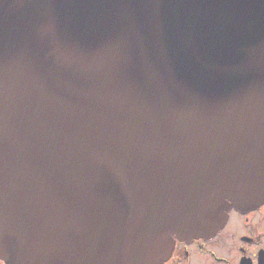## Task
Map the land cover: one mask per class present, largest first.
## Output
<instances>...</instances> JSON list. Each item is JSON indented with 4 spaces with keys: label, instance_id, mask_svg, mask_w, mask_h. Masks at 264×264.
I'll return each instance as SVG.
<instances>
[{
    "label": "water",
    "instance_id": "1",
    "mask_svg": "<svg viewBox=\"0 0 264 264\" xmlns=\"http://www.w3.org/2000/svg\"><path fill=\"white\" fill-rule=\"evenodd\" d=\"M264 201V0H0L3 264H164Z\"/></svg>",
    "mask_w": 264,
    "mask_h": 264
},
{
    "label": "flooded vegetation",
    "instance_id": "2",
    "mask_svg": "<svg viewBox=\"0 0 264 264\" xmlns=\"http://www.w3.org/2000/svg\"><path fill=\"white\" fill-rule=\"evenodd\" d=\"M247 204L231 208L224 226L210 238L174 237L164 264H264V201L253 196Z\"/></svg>",
    "mask_w": 264,
    "mask_h": 264
}]
</instances>
